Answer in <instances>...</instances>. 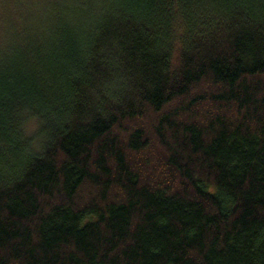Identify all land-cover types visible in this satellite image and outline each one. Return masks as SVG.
<instances>
[{
    "label": "trees",
    "instance_id": "obj_1",
    "mask_svg": "<svg viewBox=\"0 0 264 264\" xmlns=\"http://www.w3.org/2000/svg\"><path fill=\"white\" fill-rule=\"evenodd\" d=\"M0 264H264V0H0Z\"/></svg>",
    "mask_w": 264,
    "mask_h": 264
}]
</instances>
